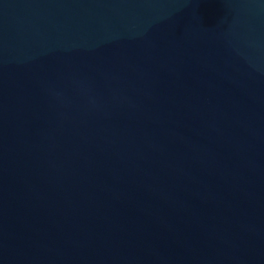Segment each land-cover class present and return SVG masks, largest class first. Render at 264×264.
<instances>
[{"label":"water","instance_id":"1","mask_svg":"<svg viewBox=\"0 0 264 264\" xmlns=\"http://www.w3.org/2000/svg\"><path fill=\"white\" fill-rule=\"evenodd\" d=\"M0 264H264V0H0Z\"/></svg>","mask_w":264,"mask_h":264}]
</instances>
